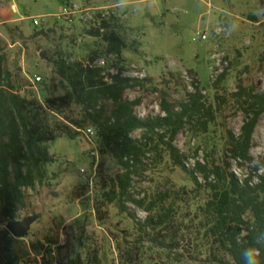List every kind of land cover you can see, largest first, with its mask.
I'll list each match as a JSON object with an SVG mask.
<instances>
[{
    "label": "rangeland",
    "instance_id": "1",
    "mask_svg": "<svg viewBox=\"0 0 264 264\" xmlns=\"http://www.w3.org/2000/svg\"><path fill=\"white\" fill-rule=\"evenodd\" d=\"M73 5L107 9L109 28L95 36L102 22L94 26L81 15L72 23L60 21L63 9ZM41 31L47 36L37 37ZM111 32L125 42L121 60L108 52ZM61 59L92 67L105 61L106 73L142 80L141 87L125 94L127 100L141 101L135 108L140 120L164 115L165 99L173 105L187 101L196 92L197 81L213 107L215 123L208 134L195 133L188 124L175 140L192 169L206 152L221 151L226 130L241 133L247 116L233 96L240 87L264 92V9L259 0H125L122 5L117 0H0V72L13 76L22 97L43 104L53 94L63 95L55 72ZM223 73L225 79L215 86ZM37 77L42 81L36 82ZM80 132L75 140L63 137L51 145L55 162L48 165L49 179L26 191L24 204H17L11 216L0 214V264H28L51 248H57L62 264L94 249L101 251L102 264H127L120 248L132 247L138 239L135 221L121 214L118 204L102 210L104 221L97 212L119 167L111 154L101 153L96 135L89 139ZM141 136V131L133 134ZM163 148L149 154L145 173L134 177L132 194L141 199L170 192V201L180 202L181 217L192 230L205 198L197 196L181 168L173 172V161ZM251 157L252 162L242 165L232 161V172L243 179L264 162V114L254 133ZM126 206L138 221L147 218L133 203ZM29 216L38 217L29 235L15 239L7 225ZM33 242L40 243L39 253L32 250ZM142 246L132 264H209L207 253L196 247L188 232L181 238V249H162L147 241ZM178 254L183 255L180 261Z\"/></svg>",
    "mask_w": 264,
    "mask_h": 264
},
{
    "label": "trees",
    "instance_id": "2",
    "mask_svg": "<svg viewBox=\"0 0 264 264\" xmlns=\"http://www.w3.org/2000/svg\"><path fill=\"white\" fill-rule=\"evenodd\" d=\"M259 1L264 9V0ZM251 18L257 20L255 16ZM109 24L103 19L94 35L100 36L101 29H108ZM47 34L41 31L36 36ZM106 41L108 52L121 60L125 42L115 32ZM55 72L64 94H53L43 104L22 97L13 76L8 73L3 77L0 72L1 216H11L17 204H24L26 191L35 190L49 179L48 165L55 162L50 155L53 143L63 137L75 140L81 130L84 133L92 128L101 143V153L111 154L119 167L97 207L99 220L106 219L102 211L106 206L118 204L121 214L134 220L139 231L138 239L130 243L132 247L120 248L124 262L132 264L145 241L162 249H181V238L188 232L196 247L207 253L209 264H243L242 253L252 246L259 248V264H264V162L243 179L232 172L231 163L252 162L253 137L264 114V92L240 87L233 96L247 116L241 133L226 130L221 151L206 152L191 169L185 155L174 145L175 140L188 124L194 126L195 133L208 134L215 123L213 107L199 91L197 81L196 92L187 101L173 105L165 99L161 107L164 115L140 120L135 108L141 101L127 100L125 94L128 89L141 87L142 80L63 59L55 63ZM225 75L218 78L215 86ZM108 107L112 108L109 112ZM137 131L142 132L140 139L133 137ZM158 146L164 147L173 161V172L181 168L195 185L197 196L205 198L197 209L192 230L181 217L180 202L170 201V192L141 199L132 194L134 177L143 176L146 159ZM127 203L144 210L147 218L138 221ZM31 248L39 253L40 243L33 242ZM177 256L179 261L183 258ZM102 262L101 251L94 249L67 264Z\"/></svg>",
    "mask_w": 264,
    "mask_h": 264
},
{
    "label": "built area",
    "instance_id": "3",
    "mask_svg": "<svg viewBox=\"0 0 264 264\" xmlns=\"http://www.w3.org/2000/svg\"><path fill=\"white\" fill-rule=\"evenodd\" d=\"M77 15H81V18L85 19L86 21H91L93 22L94 26H97L98 24L100 25L102 20L105 19L107 15H109V11H107V9H101V8H97V9L86 8V7L79 8L78 6L73 5V6L65 7L61 12V14L58 16V19L66 23H72ZM33 23L35 26L40 25V21L38 19H34ZM202 39L206 40L207 37L203 36ZM100 64L102 65L99 66L103 68V66H105L106 63L105 61H101ZM134 69L136 70V67H134ZM112 72L113 71H111V73ZM108 79L110 80V77ZM41 81H42L41 77L36 78V82H41ZM84 135L90 139L91 137H94L96 133L92 128H89L84 131ZM92 154L93 156H96V153L94 151L92 152ZM97 168H98V163L95 166V171H97ZM28 264H62V263L59 259L57 248H51L35 256L34 259Z\"/></svg>",
    "mask_w": 264,
    "mask_h": 264
},
{
    "label": "water",
    "instance_id": "4",
    "mask_svg": "<svg viewBox=\"0 0 264 264\" xmlns=\"http://www.w3.org/2000/svg\"><path fill=\"white\" fill-rule=\"evenodd\" d=\"M37 220V216H29L22 221L9 223L7 229L15 239H24L29 235L32 225L36 223Z\"/></svg>",
    "mask_w": 264,
    "mask_h": 264
},
{
    "label": "clouds",
    "instance_id": "5",
    "mask_svg": "<svg viewBox=\"0 0 264 264\" xmlns=\"http://www.w3.org/2000/svg\"><path fill=\"white\" fill-rule=\"evenodd\" d=\"M125 0H117V5H122ZM243 264H259V248L252 246L244 249L242 253Z\"/></svg>",
    "mask_w": 264,
    "mask_h": 264
},
{
    "label": "crops",
    "instance_id": "6",
    "mask_svg": "<svg viewBox=\"0 0 264 264\" xmlns=\"http://www.w3.org/2000/svg\"><path fill=\"white\" fill-rule=\"evenodd\" d=\"M116 8V7H115ZM117 9V8H116ZM118 13H119V16H122V14L120 13V11H118Z\"/></svg>",
    "mask_w": 264,
    "mask_h": 264
}]
</instances>
